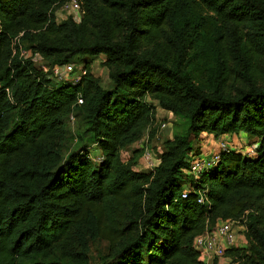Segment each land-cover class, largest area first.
I'll return each instance as SVG.
<instances>
[{"label": "trees", "instance_id": "obj_1", "mask_svg": "<svg viewBox=\"0 0 264 264\" xmlns=\"http://www.w3.org/2000/svg\"><path fill=\"white\" fill-rule=\"evenodd\" d=\"M62 2L0 0V264H92L102 242L98 264H219L194 240L228 219L247 240L228 264H264V0H81L79 22H57ZM21 46L85 74L57 82ZM100 55L110 87L84 59ZM157 107L177 128L137 169L122 151L155 136ZM203 132H245L259 153L222 152L195 179Z\"/></svg>", "mask_w": 264, "mask_h": 264}, {"label": "built area", "instance_id": "obj_2", "mask_svg": "<svg viewBox=\"0 0 264 264\" xmlns=\"http://www.w3.org/2000/svg\"><path fill=\"white\" fill-rule=\"evenodd\" d=\"M54 14L57 22H62L70 17L79 22L83 15L81 0H63L61 5L56 8ZM20 53L21 56L31 59L39 70L48 74L57 82L77 84L85 74L83 65L79 63L57 64L52 67L40 53L34 52L32 49L21 46ZM82 101L83 99L80 96L79 102L81 103ZM156 125L157 131L155 136L151 138L150 131H147L142 139L134 142L122 151V156L126 160L133 156L128 154L127 149L141 147L142 159L137 163V169H153L159 161V154L164 150L162 132L167 128H171L172 122L169 120H161ZM256 142H259V140L253 139L234 146L227 141H221L220 150L210 151L208 156H205L202 151L198 152L196 149H193L187 155L188 166L184 169V172L193 176L195 179H199L204 173L217 166L222 152L235 151L250 157H256L260 148V146H256ZM97 160L101 161L102 158L98 157ZM189 191L190 185L187 184L183 197H187ZM204 200L205 197L201 194L198 201L203 203ZM235 224H239L241 228L244 227L239 221L228 219L218 221L214 230L207 229L204 233L196 236L194 247L200 253L201 259L209 263L215 257L225 256V248L227 246L238 245L239 238L234 227ZM242 235L244 236V234Z\"/></svg>", "mask_w": 264, "mask_h": 264}, {"label": "rangeland", "instance_id": "obj_3", "mask_svg": "<svg viewBox=\"0 0 264 264\" xmlns=\"http://www.w3.org/2000/svg\"><path fill=\"white\" fill-rule=\"evenodd\" d=\"M101 60L102 59L99 60V58L96 57L95 60H94V66L96 65L97 68H102L103 67V65H102V61L103 60L102 61ZM103 69L105 70L106 73L104 72L103 74H101L100 73V69H98V74H99V77L102 80V83L105 86H108L109 83H110V78H109V75L107 73L108 72V68L107 67H103ZM156 113L158 114V115H156V123H159L161 120H166V121L169 120V121L172 122V127L166 129L168 132L166 131V133H165V131L163 130L164 132H162V140L164 141L168 137L172 138L173 137V134L175 133L176 128H177V124L176 123L178 122L179 119L175 115H173V113L171 111L168 112V111H166V110H164L162 108H160V111L156 109ZM68 121H69V125H70L71 130L74 132L75 126H76V123H75L76 122V118H68ZM234 138H235L234 141L231 138L228 139L225 134H223L220 137L216 138L212 133H209V135L207 136V139H211L212 142H213V140L215 141L216 148H217L218 151L220 150V142L221 141H227V142H229V144L235 146V145L241 144L243 142H248L249 140H253L254 139V137L250 136L247 133L243 134V136L236 135V133H235ZM197 144H198V141L197 140H194L193 141L194 147H196ZM205 145H206V147H209L208 145H210V143H206ZM256 146L259 147L260 146V142H256ZM96 148H97V144L94 142V139L93 138H88L86 140V143H85V150H87V151L89 150L90 152H93V156L95 157L96 156V153L98 155H100V151H97ZM199 149H200V147H199ZM134 150L135 149H132V148L127 149L128 154L130 156H132V155L134 156V154H135ZM137 150H138L137 151L138 154L136 155V161H137V163H139L140 160L142 159V149H141L140 146H138ZM132 151H133V153H132ZM199 151H202L205 156H208L210 154V150L209 151H205V152H204V150H199ZM211 151H214V150H211ZM234 227H235L236 232L240 235V237H238L239 238L238 245L242 244L243 239L245 240V243L244 244L246 245V239L242 235L243 232L240 230L242 228L239 226V224H235ZM105 248H106V243L105 242H102L101 244H99L98 250H96V249L94 250L92 264H98L100 262L99 261V254H101L102 251H105ZM222 257L224 258V257H226V255L225 256H222ZM213 261H214V259H211V263ZM230 262H231V260H229L225 264H228Z\"/></svg>", "mask_w": 264, "mask_h": 264}, {"label": "crops", "instance_id": "obj_4", "mask_svg": "<svg viewBox=\"0 0 264 264\" xmlns=\"http://www.w3.org/2000/svg\"><path fill=\"white\" fill-rule=\"evenodd\" d=\"M98 58H99V60L100 59H102L103 60V58H104V56L103 55H100V56H98ZM84 59H85V61L86 60H90V61H92V63H91V66H92V69H93V72H94V74L96 75V76H98L99 77V74H98V69H100V73L101 74H103L104 72H105V70L103 69V67H105V66H103L102 68H97L96 67V65L94 66V60H95V58H91V57H84ZM101 60V61H102ZM106 73V72H105ZM108 73V72H107ZM108 75H109V73H108ZM108 87H110V83H109V85H108ZM157 110H159L160 111V107H157ZM167 111V110H166ZM168 112H170V111H168ZM156 115H158L157 113H156ZM165 131V133H166V131L167 130H164ZM163 131V132H164ZM168 132V131H167ZM243 134H245V132H240V133H237L236 135H240V136H243ZM168 135V134H167ZM209 135V133L208 132H203L201 135H200V138H199V140H198V144H197V146L196 147H198V151L199 150H204V152L205 151H211V150H217V148H216V143H215V141L213 140V142H212V140L211 139H207V136ZM226 135V137L228 138V139H232L233 141H234V136H235V134H225ZM169 136V135H168ZM206 143H210V145H208L209 147H206ZM233 144V143H232ZM199 147H200V149H199ZM218 147V146H217ZM190 184V183H189ZM191 186V185H190ZM191 188V187H190ZM242 236V235H241ZM238 237H240V235L238 234ZM245 240L243 239V242H242V244H240L239 246H241V247H243V246H245ZM228 247V246H227ZM224 259V260H223ZM231 260L230 259V257H217V260H218V262L220 263V264H225L226 262H228L229 260ZM209 263H211V261L209 262Z\"/></svg>", "mask_w": 264, "mask_h": 264}]
</instances>
